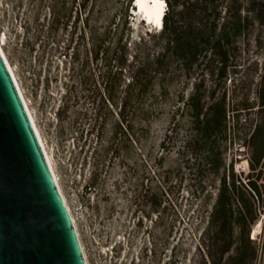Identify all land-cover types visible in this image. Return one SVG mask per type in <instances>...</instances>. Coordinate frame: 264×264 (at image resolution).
<instances>
[{
  "label": "rangeland",
  "instance_id": "374dc122",
  "mask_svg": "<svg viewBox=\"0 0 264 264\" xmlns=\"http://www.w3.org/2000/svg\"><path fill=\"white\" fill-rule=\"evenodd\" d=\"M239 9L249 14V1L235 0V19ZM187 12L175 7L179 25ZM250 14L229 46L232 69L225 80L204 65L186 71L176 57L154 64L161 47L153 35L161 30L138 19L128 0H0L2 50L87 264H198L230 164L235 179L244 180L240 193L256 210L251 238L257 264H264V160L258 177L243 143L257 122L264 125V17ZM140 68L153 78L138 92L130 83ZM196 82L206 96L214 88L227 94V139L217 134L226 168L217 175L206 161L179 153L192 121L183 103ZM251 174L258 199L245 184Z\"/></svg>",
  "mask_w": 264,
  "mask_h": 264
},
{
  "label": "trees",
  "instance_id": "16d2710c",
  "mask_svg": "<svg viewBox=\"0 0 264 264\" xmlns=\"http://www.w3.org/2000/svg\"><path fill=\"white\" fill-rule=\"evenodd\" d=\"M166 1L168 9L164 13L163 27L158 35H153L158 37L161 47V52L154 58V64H162L161 60L165 55L176 57L186 71L193 65H204L208 73L214 75L217 70L216 75L225 80L232 69L229 46L235 40V35L243 33L250 13L259 20L264 17L263 0H248L249 14L243 16L239 9L236 19L235 0ZM133 3L135 0H128V7L136 8ZM177 5H182L188 11L187 19L181 25L175 20L174 9ZM99 52L100 50L96 53ZM152 78V71L149 74L144 72V68H140L132 76L130 87L141 92L151 83ZM205 98L209 99L208 102ZM183 105V109L189 111L192 121L191 130L183 140L179 153L183 157L189 154L191 158L194 155L197 160L206 161L210 170L216 175L219 174L220 170L226 168L217 140L218 133L227 139L226 92L217 94L214 88L206 96L200 83L196 82ZM259 107V110L264 109V74ZM262 119L264 121V117ZM243 143L250 152L252 171L259 177V169L264 160L262 122H257ZM243 181L235 179L233 165L230 164L229 174L225 171L220 179L218 194L201 242L204 248L199 250L201 260L198 264H257L258 249L256 241L251 238L250 226L257 219L256 210L253 203L245 201L244 193H240L244 187ZM245 184L257 199L261 196L260 186L253 174ZM235 202L239 204L236 208Z\"/></svg>",
  "mask_w": 264,
  "mask_h": 264
},
{
  "label": "water",
  "instance_id": "95a60500",
  "mask_svg": "<svg viewBox=\"0 0 264 264\" xmlns=\"http://www.w3.org/2000/svg\"><path fill=\"white\" fill-rule=\"evenodd\" d=\"M0 264H87L69 209L1 51Z\"/></svg>",
  "mask_w": 264,
  "mask_h": 264
},
{
  "label": "bare ground",
  "instance_id": "6f19581e",
  "mask_svg": "<svg viewBox=\"0 0 264 264\" xmlns=\"http://www.w3.org/2000/svg\"><path fill=\"white\" fill-rule=\"evenodd\" d=\"M134 10L137 11L138 19H140V20L144 19L143 20L144 22H147L149 25L153 26L156 30H161L162 29L163 17H164V13L166 11V3L165 2L159 1V0H136V8H134ZM0 51H1V53H2V55L4 57V59H5V62L7 64V66H8V68H9L12 76H13V79H14L16 85H17V88L19 90L20 96H21L22 101L24 103L25 109H26V111L28 113V116H29V118L31 120V123H32V125H33V123L35 125V121L33 119V116L31 114V112H30V109H29V107L27 105V102L25 100V97L23 95L21 87H20V85H19V83L17 81L15 73H14L11 65L9 64L5 54L3 53L1 40H0ZM34 125H33V127H34ZM35 127H36V125H35ZM35 127H34V129H35ZM36 129H37V127H36ZM36 129H35V132H36ZM36 134H37V132H36ZM38 134H39V132H38ZM38 134H37V136H38L39 142L41 144L42 150L44 152V155H45V157L47 159V162H48L49 167H50V169H51V171L53 173V176H54V178H55V180H56V182H57V184L59 186L61 194H62V196H63V198L65 200V197H64L63 192L61 190V187H60V185L58 183L57 177H56L55 172L53 170V167L51 165L49 156H48V154L46 152V149H45V146H44L43 141L41 139V136L38 135ZM65 203L67 205L66 200H65ZM67 207H68V205H67ZM68 209H69V207H68ZM69 212H70V210H69ZM70 214H71V212H70ZM71 217H72V215H71ZM72 220H73V217H72ZM73 222H74V220H73Z\"/></svg>",
  "mask_w": 264,
  "mask_h": 264
},
{
  "label": "flooded vegetation",
  "instance_id": "af4514ba",
  "mask_svg": "<svg viewBox=\"0 0 264 264\" xmlns=\"http://www.w3.org/2000/svg\"><path fill=\"white\" fill-rule=\"evenodd\" d=\"M143 259H144V257H143ZM144 262H142V264H143Z\"/></svg>",
  "mask_w": 264,
  "mask_h": 264
}]
</instances>
